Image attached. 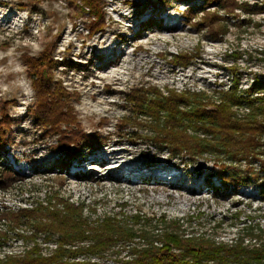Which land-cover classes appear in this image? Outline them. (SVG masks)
I'll list each match as a JSON object with an SVG mask.
<instances>
[{
	"label": "rangeland",
	"instance_id": "obj_1",
	"mask_svg": "<svg viewBox=\"0 0 264 264\" xmlns=\"http://www.w3.org/2000/svg\"><path fill=\"white\" fill-rule=\"evenodd\" d=\"M102 5L104 26L92 31L79 0H0V119L6 109L15 121L0 169L8 165L21 177L0 189V209L27 206L47 191L60 190L100 212L165 216L229 242L244 235L247 225L264 236V197L258 187L222 190L212 161L200 159L188 170L168 161L166 152L120 137L117 126L132 113L124 95L133 88L187 85L212 94L233 74L242 87L255 74L263 76L264 12L242 13L240 24L231 17L228 33L209 40L189 25L183 16L187 4L179 0H102ZM46 50L55 61V79L73 93L82 130L113 136L67 159L57 148L60 135L36 124L28 112L35 90L25 56L41 57ZM180 52L193 55L190 65L172 62ZM98 157L102 160L92 161ZM117 169L125 170L113 175ZM152 175L161 176V182L145 178ZM123 202L127 205L120 206ZM15 236L6 243L0 238V257L24 248Z\"/></svg>",
	"mask_w": 264,
	"mask_h": 264
},
{
	"label": "trees",
	"instance_id": "obj_2",
	"mask_svg": "<svg viewBox=\"0 0 264 264\" xmlns=\"http://www.w3.org/2000/svg\"><path fill=\"white\" fill-rule=\"evenodd\" d=\"M79 1L91 20L89 29L102 28V0ZM179 1L187 4L183 16L189 25L204 31L209 40H220L228 33L231 17L240 24L242 13L264 12V0ZM192 56L180 52L172 62L187 66ZM25 58L35 90L28 112L36 124L60 135L57 148H62L63 159L95 149L96 141L113 137L82 130L72 104L73 93L52 72L55 61L50 51ZM263 76L255 74L252 83L242 87L233 74L230 82L221 81L212 94L187 85L182 89L156 84L133 88L124 95L132 113L119 119L118 133L146 149L166 152L168 161L188 170L197 167L200 159L212 161L219 188L254 186L264 197ZM13 123L4 109L0 165L13 138ZM20 179L10 166L0 169V189L6 190ZM214 188L218 193L219 188ZM2 208L0 238L6 243L16 234L24 248L19 253L6 252L0 264H264V236L253 225L242 228L245 234L229 242L165 216L142 217L137 210L132 214L100 212L60 190L47 191L27 206L4 204ZM87 210L91 213L85 215Z\"/></svg>",
	"mask_w": 264,
	"mask_h": 264
},
{
	"label": "bare ground",
	"instance_id": "obj_3",
	"mask_svg": "<svg viewBox=\"0 0 264 264\" xmlns=\"http://www.w3.org/2000/svg\"><path fill=\"white\" fill-rule=\"evenodd\" d=\"M114 157H116V156H114ZM94 160H96L97 162H99L100 160H102L101 158H94V159H92V161H94ZM122 170H125V169H122ZM121 169H117V170H114L113 172H112V174L113 175H115L116 173H117V171H122ZM119 175V177H122V176H124V174L122 173V174H118ZM127 178V179H126ZM125 179L127 180V181H132V180H135V178H134V176H128V177H126ZM132 178H134V179H132ZM142 178H144V177H142ZM146 179H149V180H152V179H154V180H158V181H160L161 182V176H156V175H152V176H146L145 177ZM140 179H141V177H140ZM202 188V186H200V189ZM197 189V188H196Z\"/></svg>",
	"mask_w": 264,
	"mask_h": 264
}]
</instances>
